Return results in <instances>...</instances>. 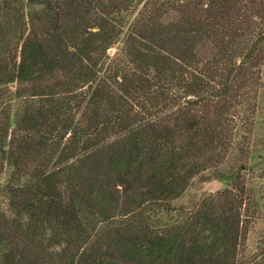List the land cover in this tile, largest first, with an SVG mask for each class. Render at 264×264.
<instances>
[{"label":"trees","instance_id":"1","mask_svg":"<svg viewBox=\"0 0 264 264\" xmlns=\"http://www.w3.org/2000/svg\"><path fill=\"white\" fill-rule=\"evenodd\" d=\"M264 0H0V264H264L238 181Z\"/></svg>","mask_w":264,"mask_h":264},{"label":"rangeland","instance_id":"2","mask_svg":"<svg viewBox=\"0 0 264 264\" xmlns=\"http://www.w3.org/2000/svg\"><path fill=\"white\" fill-rule=\"evenodd\" d=\"M249 157L239 162L236 167L238 181L227 178L226 166L210 170L196 177L189 189L172 205L175 208L192 207L203 197L218 193L226 187L238 185L245 188L246 203L243 208L247 224L252 225L248 250L254 251L260 241L264 243V88L258 101L256 124L252 136ZM264 259V253L262 254Z\"/></svg>","mask_w":264,"mask_h":264}]
</instances>
